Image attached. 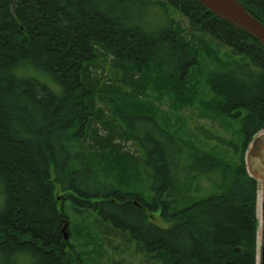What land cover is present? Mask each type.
Listing matches in <instances>:
<instances>
[{
  "label": "trees",
  "instance_id": "16d2710c",
  "mask_svg": "<svg viewBox=\"0 0 264 264\" xmlns=\"http://www.w3.org/2000/svg\"><path fill=\"white\" fill-rule=\"evenodd\" d=\"M240 1L264 22V0ZM213 44L229 51L201 54ZM101 57L112 59L117 85L93 72ZM201 79L211 94L203 108L241 118L243 139L204 126L195 133L232 146L236 163L108 96L151 86L190 105ZM260 130L264 45L198 0H0V264H103L72 241L89 223L162 264H257L258 180L244 153ZM122 141L141 150L147 193L126 186L135 175L125 178L133 160Z\"/></svg>",
  "mask_w": 264,
  "mask_h": 264
},
{
  "label": "rangeland",
  "instance_id": "374dc122",
  "mask_svg": "<svg viewBox=\"0 0 264 264\" xmlns=\"http://www.w3.org/2000/svg\"><path fill=\"white\" fill-rule=\"evenodd\" d=\"M177 19H180L182 32L188 39H196V36L199 35L196 28L190 26L188 20L181 16L180 14H175ZM217 49L220 55L223 57L229 51L227 46L216 45L210 51H201V54L204 56L212 55ZM219 49V50H218ZM209 52L211 54H209ZM212 59V58H211ZM111 58L101 57L98 63L95 66H92L93 72L99 74L100 78L104 81H107L110 84L117 85L119 82L116 80L118 78L111 68ZM195 78V77H194ZM196 79H194L195 81ZM152 85V84H150ZM123 90V93L126 92L129 96L124 97L123 94H114L113 92L108 93V96L116 100V102L122 105L136 104L137 106H143L147 108L146 111L152 112L151 114L156 115L162 125L167 126L174 133H180L183 135L184 143L188 144H198L208 151L214 152L223 159L231 161L233 163L237 162L236 153L233 151L232 146L222 145L216 139H206L203 136H199L195 133V129L200 126H204L226 139L234 140L238 144H241L243 139V133L241 131L242 120L241 118H233L227 116H219L212 111H206L203 106L204 102L211 97V94L206 86L205 79H201L198 83V88L200 90L198 98L195 102L190 105H178L175 103L174 98L166 91H161L159 89H153L149 86L148 90L144 94H138L133 92V96H130L133 90L125 89L123 86H118ZM120 89V90H121ZM110 104V103H108ZM107 103L98 102L99 106H111ZM109 113V109L107 108ZM246 111H243V116ZM242 116V117H243ZM120 140V139H118ZM90 143V141H89ZM123 151L130 154L133 163L129 162V165L132 166V170L127 169L124 174L125 178L128 173H132L133 176L130 179L132 187L128 184V188L142 189L143 192H148L149 181L148 177L145 175V181L142 179V168H140V161L142 160V154L139 147L134 144L132 141H122ZM244 159L249 171V174L255 177L258 180V194H257V206L258 210V220H259V229H258V250L260 252V259L257 264H262L261 248L264 244V215H263V203H264V130H260L251 141L249 147L244 153ZM137 160V161H136ZM109 170V169H108ZM98 177L105 179L107 174V169L98 167ZM131 176V174H130ZM141 181V183H139ZM129 183V181H128ZM205 192L210 191L208 182L206 180L202 181ZM259 194H262L263 199L258 205ZM57 196L61 204L69 205L68 200H64L65 194L61 191H57ZM152 219L154 222L166 226L158 216V214H153ZM93 223L85 224L82 226L80 233L81 238L75 239L77 233L75 232L74 239L72 238L73 243L76 244L79 250H82V254L87 256V251H90L93 254H99L101 263L103 264H162L160 261L147 255L143 247L139 246L133 240H130L128 237L117 236L115 233H109V237H106L102 232L97 231L92 226ZM80 225V223L75 222L74 226ZM77 227H75L76 229ZM78 229V228H77Z\"/></svg>",
  "mask_w": 264,
  "mask_h": 264
},
{
  "label": "water",
  "instance_id": "95a60500",
  "mask_svg": "<svg viewBox=\"0 0 264 264\" xmlns=\"http://www.w3.org/2000/svg\"><path fill=\"white\" fill-rule=\"evenodd\" d=\"M204 7L219 19L230 23L232 26L247 32L264 45V22L250 13L244 3L240 0H198ZM259 205V200H258ZM264 208V203H263ZM259 206H257L258 214ZM67 223L63 227L65 239L69 234L66 230ZM260 252L257 250V262Z\"/></svg>",
  "mask_w": 264,
  "mask_h": 264
},
{
  "label": "flooded vegetation",
  "instance_id": "af4514ba",
  "mask_svg": "<svg viewBox=\"0 0 264 264\" xmlns=\"http://www.w3.org/2000/svg\"><path fill=\"white\" fill-rule=\"evenodd\" d=\"M263 210V215H264V208H262ZM261 256H262V264H264V244H262V248H261Z\"/></svg>",
  "mask_w": 264,
  "mask_h": 264
},
{
  "label": "bare ground",
  "instance_id": "6f19581e",
  "mask_svg": "<svg viewBox=\"0 0 264 264\" xmlns=\"http://www.w3.org/2000/svg\"><path fill=\"white\" fill-rule=\"evenodd\" d=\"M262 199H263L262 194H259V204H260Z\"/></svg>",
  "mask_w": 264,
  "mask_h": 264
}]
</instances>
